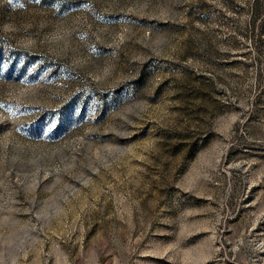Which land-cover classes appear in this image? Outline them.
Instances as JSON below:
<instances>
[{
  "label": "rangeland",
  "instance_id": "rangeland-1",
  "mask_svg": "<svg viewBox=\"0 0 264 264\" xmlns=\"http://www.w3.org/2000/svg\"><path fill=\"white\" fill-rule=\"evenodd\" d=\"M0 264H264V0H0Z\"/></svg>",
  "mask_w": 264,
  "mask_h": 264
}]
</instances>
